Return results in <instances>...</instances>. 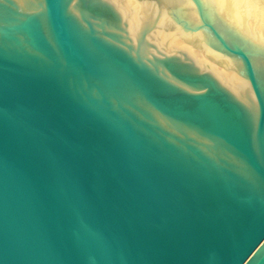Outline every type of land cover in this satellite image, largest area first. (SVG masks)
Segmentation results:
<instances>
[{"label":"water","instance_id":"1","mask_svg":"<svg viewBox=\"0 0 264 264\" xmlns=\"http://www.w3.org/2000/svg\"><path fill=\"white\" fill-rule=\"evenodd\" d=\"M0 264H264V0H0Z\"/></svg>","mask_w":264,"mask_h":264}]
</instances>
